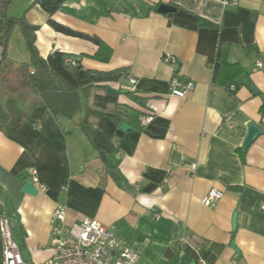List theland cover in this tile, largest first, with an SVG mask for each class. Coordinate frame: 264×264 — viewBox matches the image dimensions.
<instances>
[{
	"label": "crops",
	"instance_id": "crops-1",
	"mask_svg": "<svg viewBox=\"0 0 264 264\" xmlns=\"http://www.w3.org/2000/svg\"><path fill=\"white\" fill-rule=\"evenodd\" d=\"M130 1L66 0L53 15L100 37L112 48L107 62L93 57V42L54 30L35 0L22 3L30 4L22 15L39 26L42 57L60 49L85 68L126 67L136 81L108 84L126 91L118 100L132 128L124 131L89 114L94 97L89 103L83 90L81 112L56 116L20 86V62L12 60L13 83L0 84V103L12 117L0 130V186L21 218L25 260L54 254L52 213L63 203L69 225L91 217L112 227L139 254L137 264H264V0ZM161 3L176 10L158 12ZM222 55L243 67L227 87L216 83ZM175 73L196 85L185 98L171 93ZM151 101L159 111L143 126ZM250 124L262 132L244 149ZM108 163L118 166L119 181ZM32 168L45 186L36 184V194L23 191ZM213 188L224 195L207 206Z\"/></svg>",
	"mask_w": 264,
	"mask_h": 264
},
{
	"label": "trees",
	"instance_id": "trees-1",
	"mask_svg": "<svg viewBox=\"0 0 264 264\" xmlns=\"http://www.w3.org/2000/svg\"><path fill=\"white\" fill-rule=\"evenodd\" d=\"M12 0H0V33L4 35L6 44L3 56L0 58V84L11 85L13 83L12 71L14 69L13 61L6 55V45L12 31L19 26L25 38L26 47L30 54V62H21L16 69L21 77L20 86L30 88L36 92L43 100L46 108H49L56 116L64 115L72 118L83 110V102L80 92L89 87L104 88L105 93L95 94L93 107L88 108V113L97 116V118L108 117L114 119L120 125L126 117L127 106L119 102V95L107 92L108 84L111 82L125 85L130 79L128 68H117L110 71L85 68L75 58L73 54L53 49L47 58L41 56L36 45V32L38 25L30 23L25 15L20 17H8L6 9ZM66 0H35L48 14V24L56 31L87 39L98 46L94 58L107 62L112 56V48L106 44L100 37L89 35L76 31L66 25H63L53 19V15L63 8ZM105 6L104 0H97ZM3 39V40H4ZM1 39V43L4 42ZM74 61V63L69 60ZM243 72V67L239 63H231L225 55H222L220 62V71L217 78V84L227 87L230 80ZM129 92V91H127ZM113 105V107H109ZM145 109V113L148 112ZM12 120L9 111L0 103V130L7 131ZM84 124L89 128L93 136L96 129L88 120ZM107 171L116 180L121 179L118 166L116 164L107 165ZM0 213L6 214L12 223V228L16 240L19 242L24 237V229L20 221L19 214L16 212L12 200L8 193L0 186Z\"/></svg>",
	"mask_w": 264,
	"mask_h": 264
},
{
	"label": "built area",
	"instance_id": "built-area-1",
	"mask_svg": "<svg viewBox=\"0 0 264 264\" xmlns=\"http://www.w3.org/2000/svg\"><path fill=\"white\" fill-rule=\"evenodd\" d=\"M69 61L74 63L71 59ZM166 61L176 64L177 58L167 55ZM129 81L131 84L136 83L134 78H130ZM169 85L171 93L181 98H185L188 91L196 87L194 82L182 80L177 73L172 76ZM147 108L148 112L141 116L143 126L149 124L159 111L155 101H151ZM30 174L31 181L44 189L45 186L37 177V170L32 168ZM223 195L222 190L213 188L203 202L207 206H215ZM66 213L67 207L63 203L58 204L52 213L51 245L54 254L42 262L25 260L20 245L12 233L11 220L9 216L2 213L0 215V264H137L139 254L118 239L112 227L91 217H85L69 225L66 221Z\"/></svg>",
	"mask_w": 264,
	"mask_h": 264
},
{
	"label": "rangeland",
	"instance_id": "rangeland-1",
	"mask_svg": "<svg viewBox=\"0 0 264 264\" xmlns=\"http://www.w3.org/2000/svg\"><path fill=\"white\" fill-rule=\"evenodd\" d=\"M131 3L129 0H122ZM142 2V0H136ZM22 3H24V0H12L7 9H6V14L8 17H12L13 13L20 14V16L24 13L25 9L29 7H22ZM1 39H4V35L0 33V41ZM4 39L3 41H5ZM6 41L4 42V45L0 42V58L3 56L4 53V48H5ZM6 55L9 57L11 60L16 62H30V55L28 53L27 47H26V42L25 38L22 34V31L19 26H16L14 30L12 31L11 35L9 36L7 45H6ZM16 71L13 69L12 74H15ZM99 93H105L104 88H98V87H89L85 88L82 91V96L91 102V99L94 97L95 94Z\"/></svg>",
	"mask_w": 264,
	"mask_h": 264
},
{
	"label": "water",
	"instance_id": "water-1",
	"mask_svg": "<svg viewBox=\"0 0 264 264\" xmlns=\"http://www.w3.org/2000/svg\"><path fill=\"white\" fill-rule=\"evenodd\" d=\"M176 10V7H174L173 5L171 4H168V3H161L159 4L158 8H157V11L158 12H161V13H169V12H172V11H175ZM107 92L110 93V94H117L118 93V90L116 88H112L111 86H108L107 87ZM123 93H125L126 91L125 90H122ZM130 128H132V126L127 122V121H123L121 124H120V129L121 130H124V131H127L129 130ZM262 132V129L257 126L256 124H250V127H249V133L243 143V147L244 149H247L250 144L253 142V140L256 138V136L258 134H260ZM25 192H28L30 194H36L38 193V189H37V186L35 183H33L32 181H29L26 183L25 187H24V190ZM233 226L234 228L236 227V224L237 223V214L234 215V219H233ZM232 246L237 249L236 247V244L235 242H232Z\"/></svg>",
	"mask_w": 264,
	"mask_h": 264
}]
</instances>
